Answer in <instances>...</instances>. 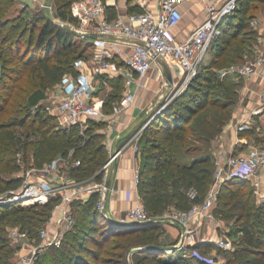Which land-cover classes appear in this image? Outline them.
Returning <instances> with one entry per match:
<instances>
[{"label":"trees","instance_id":"trees-1","mask_svg":"<svg viewBox=\"0 0 264 264\" xmlns=\"http://www.w3.org/2000/svg\"><path fill=\"white\" fill-rule=\"evenodd\" d=\"M16 1L0 0V195L23 184V176L14 173L24 167H42L57 156L68 158L70 177L100 182L110 155L101 131L105 122L86 117L85 127H64L41 102L35 107L42 94L58 85L67 73H79L77 63L92 54L94 38L57 22L46 8L34 11L25 6L16 10ZM73 1L52 0L55 14L63 20H76L71 12ZM259 5H264V0H240L234 13L226 18L223 34L210 46L209 51L214 54L211 62L199 67L181 93L167 103L165 100L143 130L137 187L153 221L116 222L100 211L99 194L95 192L84 203L72 202L77 221L65 235L72 240L56 249L57 257L39 254L35 264H125L128 251H134L133 257L140 264H194L193 260L209 264L184 253L176 255L178 245L175 251L146 247L169 245L160 240L165 220L161 215L168 204L187 210L202 202L213 184L217 164L212 144L233 118L243 78L222 77L220 70L251 53L249 47L257 35L256 30L250 29V21L256 15L252 10ZM107 10L110 19L117 15L115 6H108ZM143 10L139 4L128 8L129 12ZM80 37L84 46H80ZM112 60L117 61V55ZM111 80L116 91L123 89L122 75ZM109 96L103 104L106 112L113 110L122 91L110 92ZM77 160L79 164H75ZM249 184L240 177L225 181L217 200L220 204L214 207L217 218L235 220V232L239 234L234 249L219 248L225 254V264H264V202L258 204ZM192 188L197 190L194 199L189 196ZM60 199L55 196L44 204L27 206L20 201L0 204V264H10L17 250L8 236V226L17 224L31 238L36 237L46 227ZM77 227L79 230H74ZM121 240L120 251L104 248ZM188 248L204 255L209 253L204 244Z\"/></svg>","mask_w":264,"mask_h":264},{"label":"built area","instance_id":"built-area-1","mask_svg":"<svg viewBox=\"0 0 264 264\" xmlns=\"http://www.w3.org/2000/svg\"><path fill=\"white\" fill-rule=\"evenodd\" d=\"M193 1L203 3L206 14L204 19L185 38L178 39L173 29L184 18V6ZM111 2L114 4L116 0H75L71 4V12L79 24L78 26L73 25L72 29L82 34L97 32L112 38L99 37L94 39L92 47L94 56L90 66L81 68L83 61L80 60L77 63L79 73L77 75L67 73L58 84L60 93L53 95L52 101L48 104L42 103L44 108L54 115L58 123L64 127L74 124L85 127L84 119L86 117L103 116L102 109L96 105V101L92 100L95 80L102 74H108L111 78L118 74L124 76L126 89L121 100L113 105L112 113L116 114L131 106L135 100L133 85L148 74L154 64L158 62V58L165 60L170 68H180L182 73V80L177 90L169 94L166 99V103L169 102L188 87L199 67L205 63V57L213 40L223 34L224 22L229 15L234 13L240 0H160L156 10L144 9L141 12L128 13L126 16L117 11V15L110 19L107 7L110 6ZM139 2L143 7L146 6V0ZM22 4L23 7L27 6ZM38 6L39 9H48L51 14L56 9L51 2L42 1ZM250 24L258 31L256 49L259 50V55L252 61L232 64L220 70L222 77L237 74L244 78H252L261 73L264 67V17L254 16ZM120 37L142 41L147 46L124 41ZM116 55L121 58L122 66L112 60ZM258 96L261 109L264 107V88L260 89ZM149 121L135 132L128 141V143L132 142L133 150L136 153L135 160L138 164L140 161L139 139ZM120 150L109 155L102 168V181H91L92 184L84 187V189H82L86 185L83 184L84 180L74 179L68 174L62 173L60 178H54V173L63 169L66 164L65 161L68 160L63 156H57L42 167L29 166L21 170L19 174L24 178L23 184L15 191L1 194L0 204L20 201L22 205L27 206L26 201H21L26 196L29 199L27 201H31L30 205L44 204L55 196H60L61 199L54 206L55 219L51 217L41 232V243L38 246L26 247L30 239L28 233L14 226L9 229L12 243L18 249L28 248V252L21 254L16 259L15 264H35L43 248L48 245L61 246L66 233L76 223L71 205L76 199V194L80 191L98 192V208L104 215H110V212H107L105 208L106 192L109 189L106 183L109 168ZM79 162L77 160L75 164H79ZM262 167H264V146H252L245 154L232 155L228 158L226 165L221 162L218 164L216 180L202 202L193 204L187 210L175 209L171 212L169 219L184 225V237L178 246L185 249L183 251L185 255L204 259L209 264L218 262L209 253L204 255L198 250H189L188 245L196 244L195 231H192L189 225L199 216L215 218L214 207L225 181L234 177H249ZM133 168L135 181L138 184L139 167L135 165ZM255 186H259V183L255 182ZM131 192L132 189L127 190L128 197ZM137 196V202L134 205L118 214L120 219L139 221L153 219L146 210L141 197ZM189 196L194 199L197 196V190L192 188L189 191ZM216 245L223 250H232L235 247L234 242L229 238H218Z\"/></svg>","mask_w":264,"mask_h":264},{"label":"crops","instance_id":"crops-1","mask_svg":"<svg viewBox=\"0 0 264 264\" xmlns=\"http://www.w3.org/2000/svg\"><path fill=\"white\" fill-rule=\"evenodd\" d=\"M42 1L51 2L53 4L51 0H17L15 9L21 10L23 8L22 3L26 4L31 10L36 7L39 9L38 4ZM139 1L140 0H132V2L129 3L128 0H116L114 4L111 2L110 6H115L117 11L123 16H126L128 13H136L135 11H128L129 5L139 4L143 7ZM159 4L160 0H146V6L143 7V9L156 10ZM184 9V18L178 26L173 29L178 39L185 38L190 31L204 19L206 14L203 3L198 1L186 4ZM93 56L94 52L92 50V54L88 58L82 60L83 63L81 64V68L90 66ZM115 62H117L119 66L123 65L119 56H117V61L115 60ZM171 72L173 85L169 87L165 83L162 66L159 62L155 63L148 74L140 78V80L133 85V91L135 93L133 104L116 114H113L112 111H104L103 116L100 118L105 122V126L101 131L105 133L104 142L108 147L109 153L111 154L121 149L108 172V179L111 178V185L106 192L105 208L107 212H110L112 217L119 218L118 214L121 211L137 202V195H139V192L135 181L133 166L138 165V162L135 160L136 153L133 150L132 142L128 143V141L135 132L146 124V121L150 120L154 114H157L162 109L164 106L163 103L169 94L177 90L182 80V73L178 67L171 68ZM102 76L110 79L108 74H102ZM242 80L240 95L234 108L233 118L224 127L220 136H217L213 142L216 147L214 153L217 165L220 162L226 165L230 156L245 154L249 148L253 146L246 139V133L244 132L248 130L254 132L255 129L264 131V107L260 109L258 96L260 89L264 88V67L259 75L252 78L243 77ZM92 97V100L96 101L97 105H103L105 102V100L98 96L96 86L93 89ZM112 118H115L113 123L111 122ZM259 121H262V124H259ZM259 169L254 175L246 177L245 179L252 181L254 185L255 182H258L263 189L264 168H262L261 171ZM89 184H92V182ZM89 184L83 186L82 189ZM129 189H132V192L128 197L127 190ZM255 193L257 195L259 194L260 201L264 198L260 190H255ZM92 194L93 193L82 190L76 194L75 201L80 200L84 203L90 199ZM113 211L115 213H112ZM55 217L56 216H54V219ZM215 219H217L216 216ZM209 220L210 218L208 217L199 216L190 223L189 227L192 231L195 230L196 243L204 244L209 254L217 258L218 262L216 264H224L225 257L216 245V240L220 237L221 226L218 224L212 226ZM191 227H194V229ZM164 228L166 233L162 242L168 243L169 245H176L177 243L175 244L174 241L178 239L180 233L183 231L178 244L182 242L184 237V225L182 223L170 219L164 220ZM193 263L199 264L195 260H193Z\"/></svg>","mask_w":264,"mask_h":264},{"label":"rangeland","instance_id":"rangeland-1","mask_svg":"<svg viewBox=\"0 0 264 264\" xmlns=\"http://www.w3.org/2000/svg\"><path fill=\"white\" fill-rule=\"evenodd\" d=\"M52 1V0H51ZM34 11H36V10H38V8L36 7V8H34L33 9ZM252 13H254V14H256L255 16H259V17H264V5H259L258 6V8H255L254 10H252ZM48 14H49V16L50 17H52L54 20H56L57 22H60L61 24H66V25H68L70 28H72L73 27V25L74 26H78L79 24H78V20L76 19V20H74V21H67V20H63V19H61L59 16H57L56 14H55V11L51 14V12H48ZM75 17V16H74ZM250 29H254V30H256L254 27H252L251 26V28ZM256 32V35L258 36V31L256 30L255 31ZM256 36V37H257ZM79 40H81L80 41V46H84V44H85V42L84 41H82L83 39H82V37H80V39ZM258 41V38L256 39V40H252L251 42H252V44H251V46L249 47V50H251V53L249 54V55H247V56H245V59L244 60H239L238 62H236V63H234V64H241V63H245L246 61H252V60H254L258 55H259V50H257L256 49V43H258L257 42ZM254 42V43H253ZM92 50H93V48H92ZM213 57H214V54L212 53V52H207V55H206V57H205V62L206 63H210L211 62V60L213 59ZM109 78V77H108ZM115 78V77H114ZM124 78V77H123ZM110 79H111V77H110ZM110 79H107V78H104L103 76H101V77H99L98 79H96L95 80V86L97 87V93H98V96L100 97V98H102L103 100H107V99H109V94H110V92H120L121 93V91H122V96H123V93H124V91H125V89H126V86H125V84H124V87H123V89L121 90V89H119L118 91H116L115 89H117V88H113L112 87V80H110ZM243 79V78H242ZM243 81V80H242ZM124 83H125V80H124ZM241 86L242 85H240L238 88H239V90L241 89ZM60 93V87H59V85H55L54 87H52V88H50L49 90H47L46 92H44L43 94H42V96L39 98V100L37 101V102H35V103H37V105L39 104V102H41V103H44V104H48L49 102H51L52 101V99H53V95H57V94H59ZM240 95V94H239ZM121 98L122 97H120V99H119V101L121 100ZM97 105V104H96ZM36 106V105H35ZM98 107H100L101 109H102V111L104 112L105 110L104 109H106L107 107H105L104 108V105H102V104H100V105H97ZM106 112V111H105ZM101 117H94V119L93 120H98V121H100L101 119H100ZM112 121V123L115 121V118H112L111 119ZM232 120V119H231ZM259 124H262V121H259L258 122ZM244 133H246L245 134V137H246V139L250 142V144H252L253 146H264V131L263 130H254V132L253 131H246V132H244ZM220 136V135H219ZM105 139V138H104ZM216 139V138H215ZM215 141V140H214ZM213 141V142H214ZM213 145V150L215 151L216 150V147H215V144L213 143L212 144ZM66 162V164L64 165V168L63 169H61V170H59V172H55L54 173V178L55 179H58V178H60V174H68L69 175V172H68V165H67V161H65ZM217 164V163H216ZM136 166H138L139 167V164L138 165H136ZM217 167H218V165H217ZM217 167H216V170H215V172H214V181H213V183L215 182V180H216V171H217ZM262 168H264V167H262ZM262 168L261 169H259L260 171L262 170ZM19 173H21V171L20 172H16V173H14V175H19ZM62 174V175H63ZM134 176H135V174H134ZM91 181H93V180H86V181H84L83 182V184H89ZM213 185V184H212ZM249 187H253L254 188V190H260V192L263 194V197H264V188L262 189L261 188V186L259 185V186H257V187H255V185H254V183L252 182V181H250V184L248 185ZM256 196H257V202H258V204L260 203H262V202H264V198L260 201V197H259V194L257 195L256 194ZM27 197L28 196H26V197H24L25 199L24 200H21L22 202L24 201H26V203L25 204H28V205H30L31 203V201H27V200H29V199H27ZM30 203V204H29ZM219 204H220V202L218 201L217 203H216V205H215V208H216V206H219ZM71 210H72V212H73V214L75 215V213L74 212H76L77 210H74V208H73V205H71ZM175 210V208H174V206H173V204L171 203V204H168L167 205V208L165 209V211L162 213V215L161 216H163L164 218H165V220H168L169 219V216H170V214H171V212L172 211H174ZM77 213V212H76ZM54 214H52V218H54ZM112 217V216H111ZM75 218H76V221H77V216L75 215ZM177 222V221H176ZM209 222L211 223V225L212 226H216L217 224L218 225H220L221 226V228H220V237L219 238H229V239H231L235 244L234 245H236V242H238V240H239V234H237L236 232H235V229H236V222H235V220L234 219H231V220H222V219H220V218H217V219H213V218H210V220H209ZM80 226H81V224H79ZM78 225V226H79ZM18 227V229H20V230H23V231H26L27 232V230L26 229H22L19 225H17V224H14V225H12V226H8V231H9V229L11 228V227ZM45 228V227H44ZM44 228L42 229V230H44ZM192 229H194V227H191ZM42 230H39V232H38V234H36L35 236L36 237H33V238H31V236H28L30 239L28 240V244H27V246L26 247H30L31 246V248H33V247H35V246H38L40 243H41V238H40V236H41V232H42ZM74 230H79V228L77 227L76 229H74ZM195 231V230H194ZM198 231V230H197ZM183 232V231H182ZM182 232L180 233V235H179V237H178V239L176 240V241H174V243L176 244H178V241H179V239H180V237H181V235H182ZM230 232V233H229ZM28 233V232H27ZM165 233H166V231H165V228H164V230H163V232H161V237H160V240H161V242L164 240V236H165ZM27 235H29V233L27 234ZM8 236H9V234H8ZM10 237V236H9ZM114 238V237H113ZM11 239V238H10ZM121 239H124V238H121ZM69 240H72V237H69V239H67V238H65L64 237V239H63V244H61V246H54V245H48L47 247H45V248H43L42 250H41V252H40V254H43V253H46V254H50V255H52V256H56L57 257V255H58V253H59V250H56V249H58V248H63L67 243H68V241ZM170 240V239H169ZM165 241H166V239H165ZM122 242V240L120 241V242H118V243H116V244H110V246H108L107 244L104 246V248L105 247H109V249L110 250H113V251H120L121 250V248H120V245L122 244L121 243ZM13 245H15L14 243H12ZM165 244H168V243H165ZM176 244V245H177ZM92 245L94 246V248H95V250H97V246L94 244V243H92ZM113 245V246H112ZM116 245V246H115ZM63 246V247H62ZM214 247H215V245H214ZM98 250H100V248L98 249ZM183 251H185V249L184 248H179L177 251H176V255L177 254H180V253H183ZM28 252V248L26 249V248H20V249H18V247H17V250L14 252V254H13V256H12V258H11V263L10 264H15V261H16V259L17 258H19V256L21 255V254H25V253H27ZM133 252L134 251H128L127 253H126V263L125 264H140L137 260H135L134 259V257H133ZM222 255L225 257V254H223L222 253ZM90 261L91 262H94L95 261V259H94V257H91L90 258ZM225 262H226V257H225ZM99 264H102V263H99ZM225 264V263H224Z\"/></svg>","mask_w":264,"mask_h":264},{"label":"water","instance_id":"water-1","mask_svg":"<svg viewBox=\"0 0 264 264\" xmlns=\"http://www.w3.org/2000/svg\"><path fill=\"white\" fill-rule=\"evenodd\" d=\"M78 33H80V32H78ZM82 35L83 36H91L94 39L99 38V37H105V38H108V39H111L112 38L111 36H107V35L104 36V35L99 34L97 32H89V33H84ZM120 39L121 40H124V41H129V42H132V43H136V44H139V45H143L145 47L147 46V44H145L142 41L132 40V39L125 38V37H120ZM158 62L162 66L166 85L169 86V87H171L173 85V78H172V72H171L170 66L162 58H158ZM110 185H111V178L108 179L107 180V183H106V186L108 188H110ZM105 216H107V217L115 220L116 222H125V223H128V224H133V223H147V222L153 221V219H147V220H144V221H141V220L140 221L139 220H122V219L117 218V217H111L110 215H107V214ZM176 247H177L176 245H154V244H151V245H148L146 247V249H155V250H164V251H173L174 250L175 251L176 250Z\"/></svg>","mask_w":264,"mask_h":264}]
</instances>
